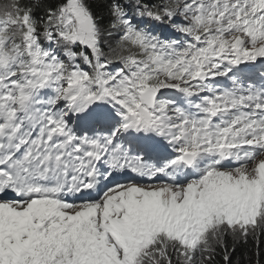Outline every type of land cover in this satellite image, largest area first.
I'll return each instance as SVG.
<instances>
[{"label": "snow or ice", "instance_id": "obj_1", "mask_svg": "<svg viewBox=\"0 0 264 264\" xmlns=\"http://www.w3.org/2000/svg\"><path fill=\"white\" fill-rule=\"evenodd\" d=\"M245 262L264 0H0V264Z\"/></svg>", "mask_w": 264, "mask_h": 264}, {"label": "trees", "instance_id": "obj_2", "mask_svg": "<svg viewBox=\"0 0 264 264\" xmlns=\"http://www.w3.org/2000/svg\"><path fill=\"white\" fill-rule=\"evenodd\" d=\"M244 253V249L243 248H240L237 250V253H236V256H234V260L238 257H240L242 254ZM246 264V262H245Z\"/></svg>", "mask_w": 264, "mask_h": 264}]
</instances>
